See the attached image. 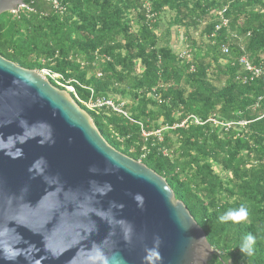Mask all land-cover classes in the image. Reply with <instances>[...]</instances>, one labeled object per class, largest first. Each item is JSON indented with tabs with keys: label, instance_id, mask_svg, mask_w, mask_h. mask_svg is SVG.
Returning a JSON list of instances; mask_svg holds the SVG:
<instances>
[{
	"label": "trees",
	"instance_id": "obj_1",
	"mask_svg": "<svg viewBox=\"0 0 264 264\" xmlns=\"http://www.w3.org/2000/svg\"><path fill=\"white\" fill-rule=\"evenodd\" d=\"M58 1L63 12L24 0L2 13L0 55L60 74L83 100L124 102L130 118L71 94L114 148L166 179L216 251L209 264H264V81L243 83L238 63L264 67V0ZM224 7L229 24L216 30ZM175 26L190 59L172 46ZM242 205L246 220H219ZM249 233L252 256L239 249Z\"/></svg>",
	"mask_w": 264,
	"mask_h": 264
},
{
	"label": "water",
	"instance_id": "obj_2",
	"mask_svg": "<svg viewBox=\"0 0 264 264\" xmlns=\"http://www.w3.org/2000/svg\"><path fill=\"white\" fill-rule=\"evenodd\" d=\"M24 0H0V15ZM166 179L40 71L0 55V264H209Z\"/></svg>",
	"mask_w": 264,
	"mask_h": 264
},
{
	"label": "built area",
	"instance_id": "obj_3",
	"mask_svg": "<svg viewBox=\"0 0 264 264\" xmlns=\"http://www.w3.org/2000/svg\"><path fill=\"white\" fill-rule=\"evenodd\" d=\"M50 1V0H49ZM51 4L53 8L58 11V12H63L64 7L60 4L58 0H51ZM26 5L23 4L21 5L17 10L12 11L13 13H17L19 9L24 8ZM226 7L223 9H219L216 14H217V24H216V30H220L224 27H227L229 24V19L226 17ZM154 14L148 13V17L151 18L153 17ZM234 38H239V35L236 34L234 35ZM223 52L228 54L229 53V46L228 45H223ZM180 57L182 58H191V53L187 48L185 50L180 52ZM239 65L243 68V74L239 77L243 83L247 82H253L258 79H262L264 81V67L257 66L254 64L252 61L249 60L248 57L243 56L238 60ZM44 76L47 78H52L54 79L58 84L64 87L65 90H67L70 94H74V96L77 98L78 102L83 103L88 109L90 110H97L102 107H108L113 109L115 112L121 113L125 116H128V113L123 109V103H117L114 101L112 98L106 97V96H100L98 98H93L91 97L88 100H83L81 99L77 93L75 87L68 82H62V76L58 73H55L49 69H42L40 71ZM77 102V103H78ZM128 118H130L128 116ZM196 122H198L196 120ZM242 124H245V122H242ZM160 130H157L155 134H159ZM144 135H147V133H144Z\"/></svg>",
	"mask_w": 264,
	"mask_h": 264
},
{
	"label": "clouds",
	"instance_id": "obj_4",
	"mask_svg": "<svg viewBox=\"0 0 264 264\" xmlns=\"http://www.w3.org/2000/svg\"><path fill=\"white\" fill-rule=\"evenodd\" d=\"M249 213L245 206H241L238 209H230L219 217L221 222H234L238 223L247 219ZM256 238L249 233L245 236L239 246L240 251L243 255L252 256L254 253V245Z\"/></svg>",
	"mask_w": 264,
	"mask_h": 264
},
{
	"label": "rangeland",
	"instance_id": "obj_5",
	"mask_svg": "<svg viewBox=\"0 0 264 264\" xmlns=\"http://www.w3.org/2000/svg\"><path fill=\"white\" fill-rule=\"evenodd\" d=\"M170 19H171V13L167 12L164 20L168 22ZM184 31L185 28L177 27V26L174 27L172 46L174 47L175 50L179 52L185 50V48L187 47V44L185 43L182 37ZM200 31L201 29H198L197 32L194 33V36L197 37V39L199 38L198 34H200Z\"/></svg>",
	"mask_w": 264,
	"mask_h": 264
}]
</instances>
